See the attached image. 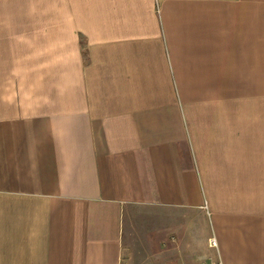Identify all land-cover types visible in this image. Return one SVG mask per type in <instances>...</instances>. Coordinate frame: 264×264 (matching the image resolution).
Returning <instances> with one entry per match:
<instances>
[{
    "label": "crops",
    "instance_id": "1",
    "mask_svg": "<svg viewBox=\"0 0 264 264\" xmlns=\"http://www.w3.org/2000/svg\"><path fill=\"white\" fill-rule=\"evenodd\" d=\"M218 258L264 264V0H0V264Z\"/></svg>",
    "mask_w": 264,
    "mask_h": 264
},
{
    "label": "built area",
    "instance_id": "2",
    "mask_svg": "<svg viewBox=\"0 0 264 264\" xmlns=\"http://www.w3.org/2000/svg\"><path fill=\"white\" fill-rule=\"evenodd\" d=\"M210 246L215 248L216 247V243H215V240L214 239H211L210 240ZM208 264H222L221 260L218 258L217 261L215 262H211V263H208Z\"/></svg>",
    "mask_w": 264,
    "mask_h": 264
}]
</instances>
